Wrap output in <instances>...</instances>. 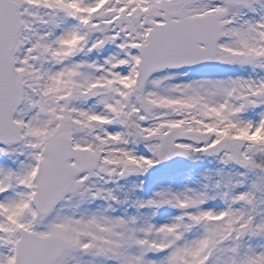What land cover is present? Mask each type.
Wrapping results in <instances>:
<instances>
[{
    "label": "snow or ice",
    "instance_id": "obj_1",
    "mask_svg": "<svg viewBox=\"0 0 264 264\" xmlns=\"http://www.w3.org/2000/svg\"><path fill=\"white\" fill-rule=\"evenodd\" d=\"M0 264H264V0H0Z\"/></svg>",
    "mask_w": 264,
    "mask_h": 264
}]
</instances>
